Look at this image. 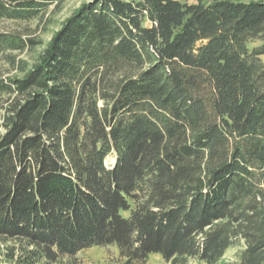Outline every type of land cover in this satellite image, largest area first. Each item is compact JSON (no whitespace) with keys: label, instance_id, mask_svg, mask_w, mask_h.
Segmentation results:
<instances>
[{"label":"trees","instance_id":"trees-1","mask_svg":"<svg viewBox=\"0 0 264 264\" xmlns=\"http://www.w3.org/2000/svg\"><path fill=\"white\" fill-rule=\"evenodd\" d=\"M64 1L0 0V264H264V0Z\"/></svg>","mask_w":264,"mask_h":264},{"label":"rangeland","instance_id":"rangeland-1","mask_svg":"<svg viewBox=\"0 0 264 264\" xmlns=\"http://www.w3.org/2000/svg\"><path fill=\"white\" fill-rule=\"evenodd\" d=\"M86 0H65L60 8L56 11L53 20H55V26L58 23L63 21L67 16H69L76 8H78L83 2ZM236 2H251L255 0H231ZM52 9V8H51ZM2 130H0V134ZM113 163V160L110 159L108 164ZM78 258L83 260L85 264H124V260H122L118 256V252L115 247H93L89 250L81 252L78 254ZM227 260L236 259V252L230 251L227 256ZM3 258L0 257V261L3 262ZM147 264H168L164 260L161 259L160 255H152ZM189 264H197L194 261H190Z\"/></svg>","mask_w":264,"mask_h":264}]
</instances>
